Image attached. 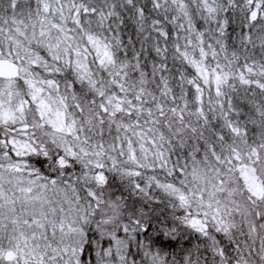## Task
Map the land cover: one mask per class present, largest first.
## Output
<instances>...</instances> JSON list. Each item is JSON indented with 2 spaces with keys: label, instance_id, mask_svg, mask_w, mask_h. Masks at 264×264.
<instances>
[{
  "label": "snow or ice",
  "instance_id": "1",
  "mask_svg": "<svg viewBox=\"0 0 264 264\" xmlns=\"http://www.w3.org/2000/svg\"><path fill=\"white\" fill-rule=\"evenodd\" d=\"M0 264H264V0H0Z\"/></svg>",
  "mask_w": 264,
  "mask_h": 264
}]
</instances>
